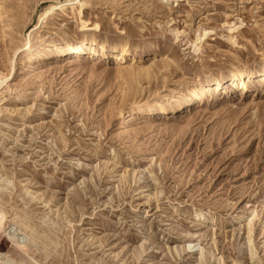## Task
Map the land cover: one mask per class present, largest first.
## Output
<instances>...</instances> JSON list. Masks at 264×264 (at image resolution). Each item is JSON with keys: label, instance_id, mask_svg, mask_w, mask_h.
Returning a JSON list of instances; mask_svg holds the SVG:
<instances>
[{"label": "rangeland", "instance_id": "1", "mask_svg": "<svg viewBox=\"0 0 264 264\" xmlns=\"http://www.w3.org/2000/svg\"><path fill=\"white\" fill-rule=\"evenodd\" d=\"M262 66L264 0H0V264H264Z\"/></svg>", "mask_w": 264, "mask_h": 264}, {"label": "bare ground", "instance_id": "2", "mask_svg": "<svg viewBox=\"0 0 264 264\" xmlns=\"http://www.w3.org/2000/svg\"><path fill=\"white\" fill-rule=\"evenodd\" d=\"M54 9H55V6L54 5H52V6H50L48 9H47V11L43 14V20L45 19V17L47 16V15H49L50 13H52L53 11H54ZM40 20H41V18H40ZM37 27V26H36ZM35 27V28H36ZM39 27V26H38ZM99 28V24L98 23H94V24H89V23H87V21L85 22V24H83L81 27H80V31L81 32H86V31H89V30H92V29H98ZM59 39L60 40H63L64 41V43H63V46L61 47V49L60 50H62V49H65V48H70V47H73L75 50L74 51H76V52H80V51H83L84 49H85V47H90L91 48V50L89 51L90 53H93V54H98V55H102V56H104V55H106V54H110V55H112L113 57H115L116 58V60H122V59H126V57L128 56V55H131V54H135V52L134 51H132V50H130V47L128 46V45H121V46H119V47H116V48H114V50H112V51H110L109 49H107V47H105L104 45H102L101 43L100 44H98L97 42H96V40H93V39H89V38H84V39H82V40H78V41H76V42H74L73 41V39L72 38H63L62 36H60L59 37ZM45 46H49V44H46V45H43V47L42 48H44ZM60 46V45H59ZM137 53V52H136ZM55 54H57V53H55ZM52 56H54V55H52ZM264 69V66H262L260 69H257L256 71H261V70H263ZM264 72V71H263ZM252 74L254 73V72H251ZM214 74H207V78H213L214 76H213ZM236 75H234V77H235ZM241 84H242V87L243 88H247V84H246V82L245 81H242L241 82ZM129 116V120H131V117H132V115L131 114H129L128 115ZM139 121H143V120H139ZM196 215H198L199 216V218H202L203 216H204V214H200V213H198V214H196ZM1 228H2V224L0 223V230H1ZM8 232V231H7ZM5 233V232H4ZM9 233V232H8ZM7 233V234H8ZM9 235H10V233H9ZM8 235V237H11V236H9ZM3 236V235H2ZM12 237L14 238V236H13V234H12ZM12 237H11V239L10 240H12ZM17 240V239H16ZM14 241V240H13ZM12 241V242H13ZM14 243V242H13ZM19 243H21V242H19ZM15 244H17V243H15ZM17 245H19V244H17ZM21 245V244H20ZM24 245V244H23ZM189 248H193L194 246H195V244L193 243V242H191V243H189ZM0 259H2L1 257H0ZM3 261H7V259H3ZM6 263H8V262H6Z\"/></svg>", "mask_w": 264, "mask_h": 264}]
</instances>
